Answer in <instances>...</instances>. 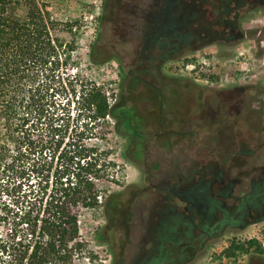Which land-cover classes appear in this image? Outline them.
<instances>
[{"label":"rangeland","instance_id":"1","mask_svg":"<svg viewBox=\"0 0 264 264\" xmlns=\"http://www.w3.org/2000/svg\"><path fill=\"white\" fill-rule=\"evenodd\" d=\"M48 1L52 16L58 21L68 23V33L62 36L72 43L75 49L71 54L67 71L63 75L66 84L69 80L71 86L67 84L63 88L64 93L61 89L63 84L56 83L52 88L54 102L60 105V108L64 106L65 109L62 115H65V123L69 126L67 136L76 137L83 123L81 116L85 112L79 114L82 103L78 104L77 99L72 95L73 91L77 94L79 85L85 90L95 86L104 95L106 92L110 93L112 105L115 107L120 104H124L127 108L135 105L143 123L129 140L128 137L119 135L115 131L116 121L112 118H107L105 121H87L85 135L93 134L88 144L98 145L112 153L110 160L115 165L111 167L114 180L102 183L106 198L101 202L100 207L83 212L80 216L81 235L86 244V252L83 259L74 264H130L134 238L147 233L142 225H148L146 220L151 211V204L157 197L156 194L161 193L153 188H160L163 171L169 169L173 172H184L187 177L192 178L195 167L202 168L207 174L203 176L206 182L214 171L220 173L222 183L217 186V189L225 188L227 183H235L237 179H240L239 184L231 192H226V198L219 199L222 203L220 210L228 214L235 226H225L211 243H206L200 249L189 248L182 264H264V202L254 209L251 208L250 212L241 205L242 210L244 209L241 216V212L237 210L241 197L249 189L250 179L257 178L264 164V133L235 132L234 126L223 129L219 133L218 149L221 156L213 154V147L207 140H204L202 144L195 143L198 135H208L205 127L197 131V109H203L202 119L208 121L211 108H214L213 102L218 100V97L223 99L222 101L227 99L237 103V108L241 109V102L245 97L242 91L247 86L255 87V90L249 91V98H256L254 101L257 102L253 104L251 110L253 114L264 110V99H257L264 98V95L257 94L264 91V0H230L231 3L227 0H206L201 7L204 19L200 24L190 26L191 33L189 32V38L185 39V43L179 44L176 41L169 43L168 60L162 68H159L166 83L152 80L157 70L153 61L150 64L151 68H147L144 73L150 84H138L136 88L130 79L125 82L118 57L96 61L93 56V47L100 44L102 40L99 20L104 12V4L109 0ZM225 10L231 11L234 29L211 25V30L207 31L210 35L205 34L206 32L201 33L200 37L204 41H201L200 46L203 47H198L197 40L200 38L197 36L198 31H203L204 27L210 23L214 24V18L222 17L219 13ZM243 31H247L249 38L254 40L251 44L254 45L251 52L248 50V44L241 39ZM227 37H231L233 41H228ZM113 41L116 40L113 39ZM120 51L127 53L125 62H128L130 53L128 44L121 45ZM200 56L214 57L228 65L230 63L232 68L225 77L213 85L194 82L176 68L182 60L187 61ZM160 91L164 93L168 109H179L184 114V122L180 130L183 137H180L179 141L169 138L168 146H165L166 138L160 136L161 132H155L150 128L152 120L158 119V106H152L145 101L154 97L155 92L160 94ZM137 98L141 100L136 103ZM68 99L69 102H67ZM230 110L235 111L232 108ZM48 111L46 117L40 121L38 130L32 132L35 142H40L44 138L43 131L51 117L61 113L60 109L57 112L53 107L48 108ZM53 111L55 112L51 116L50 113ZM262 112L264 114V111ZM239 115L240 112L237 116ZM251 136L256 140L253 144L249 143V150L241 149V146L247 145L246 141ZM259 136H261L260 140ZM239 139L243 142L241 143ZM239 149L244 152H254L255 155H239L236 152ZM177 181L172 179L170 186L179 188ZM19 183L23 193L26 190V183L18 173H15L10 176L8 187L0 193V245L9 239V230L13 226L12 212L16 207L14 198L17 195L13 188ZM145 188L150 189L135 196L137 190ZM158 198L160 200L161 196ZM159 203L165 206L166 203L171 205L174 202L160 200ZM223 213L218 211L215 219H221ZM199 219V215H196L195 224L199 222ZM139 220L144 224L137 225ZM167 222L169 219H166L165 223ZM171 225L176 233L182 235L185 232L184 226H188V223L184 220L180 225L177 221H173ZM180 235L178 238L182 239ZM160 237L166 238V233ZM252 240L257 241L262 248V253L250 249L248 252H235L231 256H226L225 251L232 242L242 244ZM153 246L144 247V251L152 254L149 260L152 264H169L181 258V256L177 258L173 253V246H170L167 241L163 243L162 256L158 253L161 248L156 247L153 250ZM159 247H161L160 244ZM153 252H155L154 256ZM6 258V255L0 253V264L6 263Z\"/></svg>","mask_w":264,"mask_h":264},{"label":"trees","instance_id":"2","mask_svg":"<svg viewBox=\"0 0 264 264\" xmlns=\"http://www.w3.org/2000/svg\"><path fill=\"white\" fill-rule=\"evenodd\" d=\"M68 30V23L52 16L48 0H0V193L15 173L26 183L23 193L21 183L13 188L16 207L9 239L0 245V253L7 257L3 264H74L83 259L86 244L80 216L100 207L106 198L102 183L114 180L111 151L88 144L93 134L85 135V129L87 121H123L125 111L111 105L95 86L85 90L79 85L72 95L82 103L79 114L85 113L80 131L70 138L62 115L64 106L60 108L53 100L56 83L63 84V93L67 84L71 86L63 77L75 50L62 36ZM51 107L61 113L55 117V111L50 113L44 138L35 142L32 132ZM115 131L131 133L128 125L116 124ZM179 174L180 186L192 180L184 172ZM237 210L242 212V206ZM184 220L169 218L166 225V241L177 258L181 256L169 264H182L189 248L203 246L204 236L219 235L226 225L235 226L226 213L215 222L207 215L197 224L185 220L188 226L180 235L171 222L181 225ZM250 249L262 253L255 240L232 242L225 252L231 256Z\"/></svg>","mask_w":264,"mask_h":264},{"label":"flooded vegetation","instance_id":"3","mask_svg":"<svg viewBox=\"0 0 264 264\" xmlns=\"http://www.w3.org/2000/svg\"><path fill=\"white\" fill-rule=\"evenodd\" d=\"M227 2L231 3L232 1L227 0ZM205 3L206 0L107 1V3L104 4V12L99 20V31L102 40L100 44L93 47L94 59L96 61H102L111 57H118L125 82H128L130 79L131 83H134L135 88L138 84H150L148 77L145 78L146 76H144V73L147 68H151L150 64L154 61L153 63L156 65L157 70L155 71L156 75L152 76V80L160 83L163 82V84L166 83V79L161 71H159V68H162V65L168 60L169 43L170 41H176V43L179 44L185 43V39H188L191 33L190 26L200 24L201 20L204 19V13L201 12V7ZM231 15V11L226 10L225 12L219 13V16L222 17H218L217 19L214 18V24L210 23L206 25L203 31H198L197 36L200 37L201 33L205 32V34L210 35L207 31L211 30V25L228 27L230 30L234 29V20L231 18ZM113 39L117 42H114ZM227 39H229L228 41H233L231 37H227ZM241 39L245 41V44H248V50L251 52L254 46L251 44L254 40L249 38L247 31L242 32ZM201 41L204 40H202L201 37L198 38V47H203L200 46L202 45ZM124 44H128L130 47L128 62H125L127 53L124 51H122V53L120 51L121 45ZM153 54H155L154 58ZM126 68H128V70H125ZM250 90H255V87L250 88L247 86L244 91H242L245 97H243L244 100L241 102V109L237 108V103H233L231 100L227 99L222 101L223 99L218 97V100L216 99L213 102L214 108H211L208 121L202 119L203 115L201 112L203 109H197V131H201V128L205 127L208 135H198L195 143L198 142V144H202L204 140H207L213 147V154H215V156H221L218 149L220 143L219 133L223 131V129L234 126L235 132L248 133L259 131L264 133V114L262 112L264 110L260 111L258 114H253L251 107L257 102L254 101L256 98H249ZM257 94L264 95V91L258 92ZM140 98L136 99V103L141 100ZM257 99L264 98L258 97ZM145 101L146 103H151L150 105L152 106H158V119L152 120L150 128L155 132H161L160 136L166 138L167 144L165 146H168L170 141L169 138H175L179 141L180 137H183L180 131L181 124L184 122L182 110L174 108L168 109L167 100L164 97L163 91H160V94L155 92L154 97H150ZM134 106L127 108L124 104H120L116 107L125 111L127 115L125 120L117 121L116 124L122 128L127 125L129 126L131 133L123 135L128 137L129 140L133 137L134 131L138 130V128L140 129L141 125H143L142 117L138 109ZM231 108L235 111L230 110ZM239 112L240 115L238 117L237 115ZM154 135L157 136L158 134ZM236 138H238L237 134ZM258 139L260 140L261 136H259ZM254 140H256L255 137L251 136V138L246 141L247 145L241 146V149L245 148L246 151H248L249 143L253 144ZM239 141H241V143L243 142L241 139H239ZM241 149L236 151L239 155H255L254 152H244ZM261 167L262 169L258 172L257 178L250 179L249 189L243 197H241L240 204H238V206L244 205L248 212L251 211V208L254 209L264 202V164ZM216 172L217 171L211 173V178L206 182L203 176L207 174L203 172L202 168L195 167V170L192 172V180L176 188L175 186L171 187L170 183L172 179L178 178V181L182 180L179 173L169 169L163 171L160 188H153L161 193L156 194L157 197L151 204V211L146 220L148 225H142L147 233L144 236L134 238V250L130 257V264H152L151 261L149 262L150 255L152 254L144 251L145 246L149 248L154 245L153 250L156 247H158V249L161 248L158 253L162 256L164 250L163 243L166 242L167 237L162 238L160 235L163 236L166 233L165 229L168 223H165L166 219L178 220L182 218L189 222L193 221V224L195 223L194 218L196 215H199L200 220H202L203 216L206 217L208 215L209 219L213 216L214 222L216 221V213L222 211L219 210L222 207V203L219 199L226 198V192H231L240 182V179H237L235 183H227V187L217 189V186L222 183V179L219 177L220 173ZM212 187L215 193L212 192ZM148 189L150 188L137 190L135 196H139L141 194L140 192H145ZM216 189L218 190L217 193L215 191ZM213 194H215V196H212ZM159 196H161L160 200L166 202L173 201L174 203L171 205L166 203L165 206H161L159 203ZM213 198H215V200ZM243 212L244 211L241 212L240 216ZM141 224L144 223L139 220L137 225ZM216 236L217 235L212 236L211 234L204 236L203 245L211 243ZM159 244L161 247H159ZM154 255L155 252H153V256Z\"/></svg>","mask_w":264,"mask_h":264},{"label":"built area","instance_id":"4","mask_svg":"<svg viewBox=\"0 0 264 264\" xmlns=\"http://www.w3.org/2000/svg\"><path fill=\"white\" fill-rule=\"evenodd\" d=\"M184 76L197 83L213 85L231 70L232 65L221 62L214 57H193L187 61H181L176 67ZM108 102L112 105L110 93H105Z\"/></svg>","mask_w":264,"mask_h":264}]
</instances>
